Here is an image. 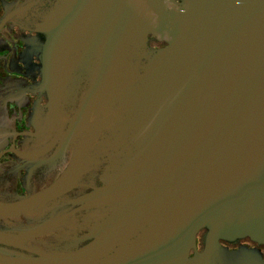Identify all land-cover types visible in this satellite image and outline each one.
Here are the masks:
<instances>
[{"label":"water","instance_id":"95a60500","mask_svg":"<svg viewBox=\"0 0 264 264\" xmlns=\"http://www.w3.org/2000/svg\"><path fill=\"white\" fill-rule=\"evenodd\" d=\"M42 1L20 156L51 184L0 204L28 221L0 264L45 263L5 249L56 225L60 264H264V0Z\"/></svg>","mask_w":264,"mask_h":264},{"label":"flooded vegetation","instance_id":"af4514ba","mask_svg":"<svg viewBox=\"0 0 264 264\" xmlns=\"http://www.w3.org/2000/svg\"><path fill=\"white\" fill-rule=\"evenodd\" d=\"M33 2L34 0H0V204L7 207L28 199L51 184L40 181L39 175H34L27 181V171L20 156L26 141H30V135L35 133V109L44 107L47 103L46 98L36 89L41 81V63L31 48L32 44L37 43V34L31 21L44 1L37 5ZM151 45L161 47L164 44L152 42ZM89 185L95 186L93 183ZM84 189L78 186L73 195H81ZM19 213L21 214H1L0 232L14 225L26 224L28 221L24 212ZM77 232V227L68 225H56L53 230L43 233L30 231V240L5 250L23 252L26 255L21 256H31V259L45 260V263L32 264H60L58 260L68 251V243L77 241L80 235ZM197 242L200 249L201 234ZM222 244L228 246L229 250L239 247L238 244ZM239 244L256 247L249 239H243ZM260 249L264 257V248ZM2 251L0 249L1 253Z\"/></svg>","mask_w":264,"mask_h":264}]
</instances>
